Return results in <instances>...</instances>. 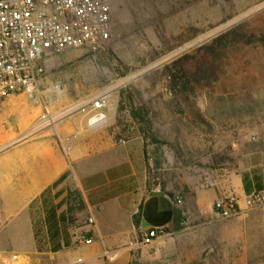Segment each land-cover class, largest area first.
I'll return each instance as SVG.
<instances>
[{
    "label": "rangeland",
    "instance_id": "rangeland-1",
    "mask_svg": "<svg viewBox=\"0 0 264 264\" xmlns=\"http://www.w3.org/2000/svg\"><path fill=\"white\" fill-rule=\"evenodd\" d=\"M105 1L110 8L105 44L96 52L73 49L43 58L39 91L47 94L50 116L57 120L73 105L89 108L92 98L106 94L109 130L116 138L143 140L150 189L174 201L198 190L210 194L208 189L223 186L239 169L245 154L264 144V46L260 41L228 43L198 57L194 63L199 60L200 73L184 91L172 87L164 68L237 26L247 37L264 39V0ZM6 101L12 130L21 117L39 113L25 140L50 127L40 125V101L26 95ZM12 145L0 151L10 166L0 178V264H45L41 253L48 242L38 235L32 240V232L47 229L51 192L43 191L35 208L33 176L21 171V149ZM70 198L75 199L71 206ZM65 200L71 212L81 208L70 190ZM261 204L244 221L220 218L206 203L203 211L212 216L187 217L180 230L165 236L160 252L140 248L133 262L264 264Z\"/></svg>",
    "mask_w": 264,
    "mask_h": 264
},
{
    "label": "crops",
    "instance_id": "crops-1",
    "mask_svg": "<svg viewBox=\"0 0 264 264\" xmlns=\"http://www.w3.org/2000/svg\"><path fill=\"white\" fill-rule=\"evenodd\" d=\"M46 98L47 94L39 91L34 99L43 104ZM8 106L4 101L0 107V147H20L19 167L33 176L31 201L35 208L40 206L42 192H51L47 229L45 233L32 232V240L38 235L36 238L48 242L47 251L41 253L46 255L45 264H131L140 248H151L141 245L146 231L164 228L168 234L174 232L175 208L182 211L184 223L195 215L212 216L204 213V204L210 203L215 214V200L228 193L235 196L237 217L244 221L258 202L264 207V144L243 156L239 169L223 186L208 189L210 194L198 190L189 198L174 201L148 187L143 140L116 138L107 126L109 119L102 127L90 128V108L69 106L61 118L29 142L25 137L39 113L21 117L18 128L12 130L8 119L13 112ZM8 161V155L0 152V178L10 172ZM68 190L81 205L73 212L65 200ZM60 191L61 198H55ZM74 202L70 198V206ZM88 218L93 222L87 223ZM81 234L91 237L92 243L79 242Z\"/></svg>",
    "mask_w": 264,
    "mask_h": 264
},
{
    "label": "built area",
    "instance_id": "built-area-1",
    "mask_svg": "<svg viewBox=\"0 0 264 264\" xmlns=\"http://www.w3.org/2000/svg\"><path fill=\"white\" fill-rule=\"evenodd\" d=\"M109 38L110 8L105 0H0V107L15 96H37L46 55L73 49L96 52ZM107 100L101 94L89 101L90 128L107 123L103 112ZM43 108L40 125H52L56 116H50L46 102ZM213 207L223 219L239 215L236 198L229 193L215 200ZM167 234L164 228L148 230L141 245H151L158 253V241ZM78 241L90 244L93 240L81 234Z\"/></svg>",
    "mask_w": 264,
    "mask_h": 264
},
{
    "label": "trees",
    "instance_id": "trees-1",
    "mask_svg": "<svg viewBox=\"0 0 264 264\" xmlns=\"http://www.w3.org/2000/svg\"><path fill=\"white\" fill-rule=\"evenodd\" d=\"M240 27L237 26L233 29H230L221 35L213 38L209 44H205L200 46L198 49L194 50L192 53H186L182 56L178 57L176 60L172 61L170 64L165 66V70L167 72L168 80L170 81L172 87L178 88L180 91L186 90V88L190 85L191 80L196 75H199V60L194 63V61L198 57H203L206 54H213L215 50H217L221 46H225L228 43H239V42H247L254 43L255 41H260L264 46V39H257L255 36L250 35L247 37L246 34L240 32ZM204 51V52H203ZM203 52V53H201ZM145 157H146V150ZM147 160V157H146ZM148 165V164H147ZM148 167V166H147ZM173 227L174 231H178L182 228L184 224V216L182 215V211L179 209L173 210ZM135 224L137 225V221L135 219ZM135 258V257H134ZM132 260L131 264H134Z\"/></svg>",
    "mask_w": 264,
    "mask_h": 264
}]
</instances>
